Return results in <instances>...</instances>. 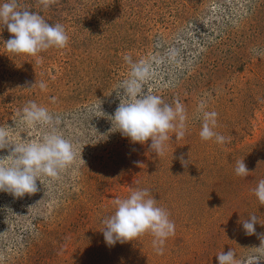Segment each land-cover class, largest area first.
Segmentation results:
<instances>
[{
  "label": "rangeland",
  "instance_id": "1",
  "mask_svg": "<svg viewBox=\"0 0 264 264\" xmlns=\"http://www.w3.org/2000/svg\"><path fill=\"white\" fill-rule=\"evenodd\" d=\"M19 2L69 40L35 56L0 41V126L10 144L42 139L44 129L18 124L34 101L61 118L76 158L57 177L41 176L34 194L0 192V264H218L229 250L247 264L264 243V204L253 193L264 179V0ZM9 38L0 25V40ZM125 57L147 67L145 93L185 109V135L169 132L162 155L112 128L131 71ZM205 111L218 114L226 143L200 138ZM243 159L247 177L235 174ZM129 187L148 189L174 222L163 255L150 234L105 244L102 220ZM252 215L248 235L241 222Z\"/></svg>",
  "mask_w": 264,
  "mask_h": 264
},
{
  "label": "clouds",
  "instance_id": "2",
  "mask_svg": "<svg viewBox=\"0 0 264 264\" xmlns=\"http://www.w3.org/2000/svg\"><path fill=\"white\" fill-rule=\"evenodd\" d=\"M0 25L2 28L6 26L10 33L7 41H0L7 52L15 55L35 56L50 48H64L69 40L61 24L49 23L38 12L22 7L19 0H0ZM125 59L131 64V71L120 85L123 97L114 114L109 116L112 128L115 127L116 132L133 143L144 145L150 141V149L157 156L162 155L170 139L169 132L174 131L176 137L185 135V109L179 102L173 106L158 95L145 93L142 82L148 78L147 67L142 63H132L130 57ZM39 87L43 89L45 85L40 83ZM120 92L117 94L120 95ZM217 115L215 111L203 113L199 135L204 141L214 139L216 143L224 144L227 138L215 131ZM17 116L20 125L44 129L39 141L27 138L21 139L19 144H10L4 126H0V149L12 146L10 155L0 157V192L22 198L37 192V181L40 182L41 176L57 177L72 164L76 153L73 143L59 131L61 118L47 107L29 101ZM235 174L248 176L244 159L237 161ZM253 193L264 204V179L258 181ZM111 203L114 212L102 220L104 228L101 232L105 244L114 247L117 243L135 241L144 234H150L154 251L157 255H163L166 240L175 235V224L169 218V213L158 206L159 201L151 192L146 188L129 187L126 197L114 198ZM257 222L255 215L241 222L246 234L255 233ZM252 249L255 254L248 258L247 264H261L264 243ZM216 258L218 264H239L233 250L222 251Z\"/></svg>",
  "mask_w": 264,
  "mask_h": 264
}]
</instances>
